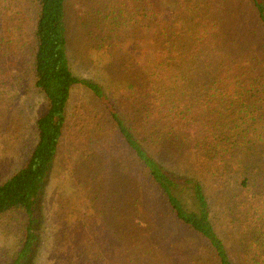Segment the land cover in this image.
<instances>
[{
  "label": "trees",
  "instance_id": "1",
  "mask_svg": "<svg viewBox=\"0 0 264 264\" xmlns=\"http://www.w3.org/2000/svg\"><path fill=\"white\" fill-rule=\"evenodd\" d=\"M127 41L128 86L73 70L72 45ZM35 93L36 143L0 185L18 249L0 264H35L48 226L82 237L64 264H264V0H0V107ZM61 160L77 218L47 211Z\"/></svg>",
  "mask_w": 264,
  "mask_h": 264
},
{
  "label": "rangeland",
  "instance_id": "2",
  "mask_svg": "<svg viewBox=\"0 0 264 264\" xmlns=\"http://www.w3.org/2000/svg\"><path fill=\"white\" fill-rule=\"evenodd\" d=\"M110 42L112 40H106L107 46ZM85 44L72 45L70 49L72 67L79 76L84 78L95 77L96 81H104L108 69V81L113 82L116 90L122 89L134 82L133 70L130 67L131 64L134 65V61L128 66L132 56L130 51L133 44L132 41H127L124 44H113L111 48H107L106 46L103 50L95 48L88 43ZM111 63L113 64V69L106 68ZM14 105L13 108L0 107L5 109L0 116V126H5L8 118L15 116V110L20 114L19 119L15 123L8 124L6 129L4 127L0 131L2 137L0 138V185L27 161L30 149L33 148L37 140L36 120L40 114L45 112L47 106L44 103V98L39 103V96L36 93L34 94V99L28 102H16ZM21 127H23V133L17 131ZM13 131L15 133V140L7 141L5 139L7 133H13ZM107 162L102 157H98V162L87 164V168L92 169L96 175V173L102 172V170L107 168ZM62 163L63 160L61 162L58 161L54 167L47 187L45 200L48 207L47 211L52 212L53 210H57L58 205H63L66 208V212L70 214L68 210L76 206L78 192L73 185L74 182L69 181L71 174L63 169ZM102 205L108 209L112 208L111 204L104 197L100 198L95 205V209L101 210ZM83 207L82 205L75 207L73 214L75 218L82 215L81 211L84 209ZM48 227L42 237V246L39 255L36 256L35 264H64L65 251L70 255L71 245L76 241L80 242L82 237L74 229H63L60 232L59 230H51ZM10 228V225L4 227L0 225V263H2L3 259H13L18 253L14 233L11 232ZM84 261L85 264H90V260Z\"/></svg>",
  "mask_w": 264,
  "mask_h": 264
}]
</instances>
